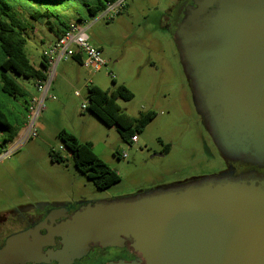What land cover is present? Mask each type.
Returning a JSON list of instances; mask_svg holds the SVG:
<instances>
[{
  "label": "rangeland",
  "instance_id": "1",
  "mask_svg": "<svg viewBox=\"0 0 264 264\" xmlns=\"http://www.w3.org/2000/svg\"><path fill=\"white\" fill-rule=\"evenodd\" d=\"M118 1L120 7L110 12L106 7L95 16L89 14L85 3L93 5L96 0H59L51 4L59 16L87 29L89 43L100 50L108 64L97 72H90L74 59L57 64L49 88V95L55 99L44 101L36 121V136L0 159V239L27 225L47 206L80 199L130 197L199 179L222 168L223 159L196 108L172 32L177 13L189 0ZM47 20L30 21L25 48L34 62L40 51L57 41ZM50 20L56 22L54 17ZM121 83L133 93L131 100L118 99L122 111L132 117L140 112H156L155 118L136 132L138 141L133 143L122 137L118 126H108L88 110H81L88 86L108 90ZM24 84L39 95L33 83ZM23 129L0 148V153H8L19 142ZM62 129L83 142L90 141L94 152L120 175V181L107 189H97L74 167L71 154L58 136ZM167 145L170 149L164 153ZM51 151L60 152L65 159L52 160ZM125 152L126 158L118 156Z\"/></svg>",
  "mask_w": 264,
  "mask_h": 264
},
{
  "label": "water",
  "instance_id": "2",
  "mask_svg": "<svg viewBox=\"0 0 264 264\" xmlns=\"http://www.w3.org/2000/svg\"><path fill=\"white\" fill-rule=\"evenodd\" d=\"M172 32L218 148L264 166V0H193ZM36 233L10 235L0 264L39 256L41 245L29 241ZM54 234L63 248L53 256L68 260L129 241L141 261L105 264H264V176L208 177L90 203Z\"/></svg>",
  "mask_w": 264,
  "mask_h": 264
},
{
  "label": "trees",
  "instance_id": "3",
  "mask_svg": "<svg viewBox=\"0 0 264 264\" xmlns=\"http://www.w3.org/2000/svg\"><path fill=\"white\" fill-rule=\"evenodd\" d=\"M57 1L59 0H0V148L12 142L27 122L33 95L24 83L46 79L47 59L44 49L41 51V66L36 67L25 48L29 40L30 21L48 18L49 30L57 39L64 35L71 22L65 16H59L56 9L51 7L52 2ZM117 1L96 0L95 4L86 2L85 6L89 14L95 16L108 3ZM50 17H54L56 22L50 20ZM73 59L80 64L78 57ZM19 78L24 80L20 81ZM132 98V91L124 83L108 90L92 84L88 86L87 110L104 124L118 126L122 137L130 138L131 142L132 136L142 131L156 116L154 111L140 112L137 117L122 111L117 103L118 99L128 101ZM58 136L71 154L74 167L91 180L97 189H107L120 181V175L94 152L90 141L83 142L66 129H62ZM169 149L170 146L167 145L163 152L166 153ZM50 156L54 161L65 159L60 152L51 151Z\"/></svg>",
  "mask_w": 264,
  "mask_h": 264
},
{
  "label": "flooded vegetation",
  "instance_id": "4",
  "mask_svg": "<svg viewBox=\"0 0 264 264\" xmlns=\"http://www.w3.org/2000/svg\"><path fill=\"white\" fill-rule=\"evenodd\" d=\"M193 4V0L187 1L182 8L177 13V17L173 26L180 22L185 16V8L187 5ZM172 26V27H173ZM212 138V137H211ZM212 141L218 151L220 157L223 159L222 168L214 174H209L199 179H193L191 181H182L179 183H172L168 186L162 187L167 188L170 186L183 185L190 182H195L197 180H202L208 177H229V178H239L247 175H257L264 176V166L254 165L252 163L246 162L244 160H232L226 157L221 150L218 148L213 138ZM159 188V189H162ZM158 190V189H157ZM101 200H88L80 199L75 201H70L66 203L55 204L47 206L43 213L39 216L33 218L27 225H24L19 230L12 232L0 239V249H2L6 244V239L13 234L26 232L28 230H36V234L29 235V241H36L37 244L41 245V253L39 256L35 257L33 260H26L19 264H105L110 261H131V260H142V256L135 252L130 242H125L122 247H103L101 245L94 246L91 245L89 251L73 260H68L61 258L56 255V252L61 251L63 248V239L61 236L54 234L55 228L68 221L72 218L73 214L82 206L87 204H94ZM47 237V238H46Z\"/></svg>",
  "mask_w": 264,
  "mask_h": 264
},
{
  "label": "built area",
  "instance_id": "5",
  "mask_svg": "<svg viewBox=\"0 0 264 264\" xmlns=\"http://www.w3.org/2000/svg\"><path fill=\"white\" fill-rule=\"evenodd\" d=\"M121 1L115 3L107 4V12L112 11L113 9L120 7ZM44 54L47 59V70H46V79L39 80L36 82V87L39 92V95L33 96L32 101L29 107V112L27 116V122L24 126L23 132L19 137V142L6 154L0 153V159L8 156L12 150L17 146L23 144L26 139L36 136L37 131V118L40 115V112L44 108V101L48 98L55 99V96L49 95V88L51 82L56 76L55 69L57 64L61 60H69L74 57H78L80 60V65L85 67L90 72H97L103 66L107 65L108 62L101 57L100 50L94 48L89 43V35L87 29L76 21H71L68 25V28L63 36L57 39L55 44H50L44 48ZM111 74V73H110ZM115 79V75H111ZM76 95L81 96V92L76 90ZM89 100L86 99L81 104V110L85 111L88 109ZM138 136L135 134L131 138V142H137ZM65 151H68L64 147ZM119 157L126 158L127 153H119Z\"/></svg>",
  "mask_w": 264,
  "mask_h": 264
},
{
  "label": "crops",
  "instance_id": "6",
  "mask_svg": "<svg viewBox=\"0 0 264 264\" xmlns=\"http://www.w3.org/2000/svg\"><path fill=\"white\" fill-rule=\"evenodd\" d=\"M41 52V51H40ZM41 54V53H40ZM30 58H31V56H30ZM41 55H38L37 56V58H36V62H34L33 60H32V58H31V60L33 61V63L35 64V66L36 67H40L41 66ZM75 61V60H74ZM75 62H77V61H75ZM78 63V62H77ZM79 64V63H78ZM80 65V64H79ZM34 84V86L36 87V83H33ZM26 88H27V86H26ZM37 88V87H36ZM27 90L30 92V90L27 88ZM31 93V92H30ZM33 96H36L34 93H31ZM39 126L41 127V129H44V124L43 123H40L39 124Z\"/></svg>",
  "mask_w": 264,
  "mask_h": 264
}]
</instances>
